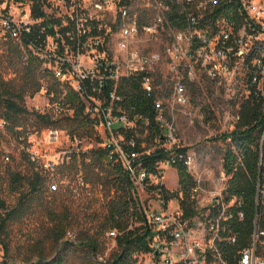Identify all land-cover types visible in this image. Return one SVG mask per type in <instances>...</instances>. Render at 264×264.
Here are the masks:
<instances>
[{"label": "built area", "instance_id": "1", "mask_svg": "<svg viewBox=\"0 0 264 264\" xmlns=\"http://www.w3.org/2000/svg\"><path fill=\"white\" fill-rule=\"evenodd\" d=\"M136 1L0 0V44L19 45L62 88L71 89L81 99L96 129H102L104 137L100 147L109 151L135 190L156 188L165 211L162 209L150 216L144 211L147 227L152 231L150 252L136 256L137 264H264V229L259 224V215L251 245L239 252L234 262L227 259L225 248L238 243V236L229 233V224L235 220L242 222L245 217L244 200L230 196L229 184L210 193L204 190L202 180L197 181L189 191L195 212L191 218L185 217L181 201L176 202V214L166 210L171 200L163 196L160 166L181 162L189 171L195 165V155L173 151L178 145L177 130L165 121L171 110L158 95L154 110L156 121L163 129L162 138L156 140L153 149L142 143L143 152L134 151L141 138L143 117L132 111L123 112L124 99L117 94V89L127 81L139 79L144 92L155 95L153 75L155 67L161 65L166 68L165 79L173 89L174 107L185 108L189 104L188 86L198 73L221 86L239 82L244 102L254 93L264 99V0H234L235 12L216 22L209 21L207 15L213 12L219 0H183V3L153 0L161 14L153 26H145L144 30L168 28L169 42L161 53L149 55L137 47L142 25L133 14L132 6ZM36 4L44 14L39 18L34 14ZM176 4L185 11L187 28L184 30L175 29L169 19ZM59 8L62 11L57 14ZM107 27L108 33L105 32ZM115 29H120V35L111 42L110 35ZM111 85L114 90L106 95ZM66 94L54 105L55 120L75 115ZM236 121H240V116ZM6 125L0 120V126ZM122 132L133 133L135 138L126 142ZM157 149L170 151L171 155L159 165L158 174L153 175L140 160ZM4 159L9 163L11 157L6 155ZM50 190L56 192L58 186L51 184ZM203 194L211 195L210 199L203 198ZM261 200L264 202V184L259 181L258 206ZM204 211H208L205 224L199 219ZM110 236L116 237L117 232H111ZM69 238H73L72 234ZM106 261L101 256L97 258L99 264Z\"/></svg>", "mask_w": 264, "mask_h": 264}, {"label": "rangeland", "instance_id": "2", "mask_svg": "<svg viewBox=\"0 0 264 264\" xmlns=\"http://www.w3.org/2000/svg\"><path fill=\"white\" fill-rule=\"evenodd\" d=\"M175 2L183 3V0ZM53 6L57 7L58 3H53ZM132 8L133 14L139 18L142 25L137 47L146 55L161 53L169 42L168 28L154 29L152 32L144 30L145 26H153L156 17L161 14L156 10L154 1L137 0ZM61 11L59 8L56 13ZM109 31L107 27L105 32ZM119 35L120 29L113 30L110 35L111 42L117 40ZM9 49V42H1L0 75L5 82H13L16 88H21L24 83L31 80V74L34 79L35 73V79L41 84L42 91L35 96H25L23 104L29 114L20 117V128L9 129L7 125L0 126V200L5 202L10 210H14L18 207L21 197L29 192L26 182L15 184L14 175L21 173L26 177H32L34 170L43 174L48 173L45 176L47 194L58 196V201L61 202L60 211L67 209L74 216V222L68 228L72 239L75 241V238L81 237L85 232L93 236L99 216L97 214L107 212L101 207L106 200L104 198L106 188L87 185L86 172L81 163L84 157H93L92 152L100 148L99 144L89 135L73 138L66 130L47 128L38 130L34 114L53 117L54 105L62 99L63 94H60V91L58 94L50 93V83L42 66L35 71L32 69L29 73L27 58H24L26 56L16 55ZM155 72L153 78L158 98L171 110L165 121L177 130L176 148L195 155V165L189 170L194 183L202 180L204 190L210 193L228 187L231 177L227 176L224 164L231 142H225L222 136L233 132L237 126L236 118L240 115L244 103V92L238 88L239 82H232L231 86H221L209 81L204 74L198 73L195 81L188 86L189 104L185 108H179L172 104L173 89L165 79L166 68L160 65L155 67ZM2 112L3 107L0 106V115ZM96 132L100 138L104 137L101 128ZM140 134V140L143 142L148 134L143 125H140ZM262 142L264 143V136ZM145 145L153 149L156 144L145 142ZM6 155L11 157L9 163L4 159ZM160 170L163 175L160 183L164 189L171 195H177L180 190L177 171L166 165L160 166ZM51 184H56L58 191L51 192ZM175 195H172L166 210L176 214L178 212L176 202H180L182 195L174 197ZM112 196H115V191H112ZM202 196L206 200L211 197L204 194ZM134 198L149 216L162 209L165 211L160 203V196L152 187L136 189ZM2 212L3 209L0 207V213ZM202 214L199 219L205 224L204 218L208 211ZM51 226L42 207L34 204L19 220L8 225L7 236L3 238L8 242L9 253L6 255L0 246V264H4L5 261L26 264L30 259H34L35 263L37 259L34 257L38 254H43L50 260L54 259L57 256L56 247L48 239ZM115 239L116 237H111L110 234L100 239V256L106 260L117 251ZM76 242L80 244L79 241ZM262 248L264 255V245ZM67 256L66 264H88L82 253L69 252Z\"/></svg>", "mask_w": 264, "mask_h": 264}, {"label": "trees", "instance_id": "3", "mask_svg": "<svg viewBox=\"0 0 264 264\" xmlns=\"http://www.w3.org/2000/svg\"><path fill=\"white\" fill-rule=\"evenodd\" d=\"M129 1V0H127ZM234 0H219L218 5L212 13L207 15L209 21L216 22L230 12H235ZM37 2V0H33ZM34 14L37 18L44 14L40 11L39 6L35 5ZM169 19L172 26L177 30L187 28L185 11L181 5H174ZM205 28V25L202 26ZM11 52L27 58L29 73L32 69L35 71L41 66L29 53H25L21 47L13 42H9ZM24 54V55H23ZM2 61V58L1 60ZM34 73V72H33ZM31 74V80L24 83L21 88H16L13 82H5L0 75V106L3 112L0 119L7 123L9 129H18L20 117L29 114L24 107L25 96H35L42 91L41 84ZM48 78L50 93L66 94V100L75 109V115L72 118H63L55 120L51 116L34 114L36 117V127L38 130L54 129L66 130L73 138H83L89 135L97 143L102 144L101 138L96 132V124L90 120L86 114V106L81 99L69 88H62V85L54 77L46 72ZM114 90V86H109L105 92ZM117 94L124 99L121 105L123 112L132 113L143 117V125L147 131V137L142 142L137 140L138 147L136 152H143L142 143L156 142L162 138L163 129L156 121L157 114L154 110V101L156 95H148L142 89L140 80L127 81L126 85L117 89ZM240 121L236 129L222 136L225 142H231V147L227 150L224 170L229 182L228 193L230 196H236L244 200L243 213L245 215L242 222L235 220L229 224L230 235L238 236V243L234 246L225 248L227 259L234 262L239 252L248 248L252 243L257 215H259V224L264 229V202L260 201L257 205L259 181L264 184V99L258 94H253L250 100L244 102L240 110ZM143 134L145 132H142ZM125 141L129 142L135 138L133 133H123ZM175 153L185 152V150L174 149ZM93 157H84L81 167L85 170L87 176V185L104 186L106 188L105 201L101 205L106 213L97 214L98 221L95 224V234L89 236L87 232L81 237L75 238V241L69 238V226L74 222L69 210H61V202L58 196L47 194L46 174L34 170L32 177H26L21 173L15 174L13 181L15 184L26 182L29 186V192L21 197L19 205L14 210H10L6 203L0 200V207L3 212L0 213V246L4 249L6 255L9 253L8 242L3 238L7 236V227L15 220H19L26 214L34 204L42 207L51 223L48 239L54 243L57 256L50 260L43 254H38L34 259L26 261V264H66L68 253H82L88 260V264H99L97 258L100 256L101 246L100 239L113 231L117 232L116 243L117 251L107 259L105 264H137L136 256L150 252L149 240L152 231L147 227V220L142 206L137 202L135 189L129 178L124 174L122 167L116 164L108 150L100 147L93 151ZM171 152L157 149L150 156H143L140 163L147 169L150 174L157 175L159 165L170 159ZM89 160V164L87 161ZM172 167L177 171L179 178V192L174 197H180L182 209L186 218L194 216V207L191 202L189 191L194 186V179L189 173L187 167L176 162ZM156 190V188H154ZM115 191V196H112ZM163 196L168 201L172 195L163 190ZM227 237V235L225 236ZM77 241L80 244H76ZM82 245V246H81ZM82 249V250H80ZM4 264H18L16 262L5 261Z\"/></svg>", "mask_w": 264, "mask_h": 264}]
</instances>
